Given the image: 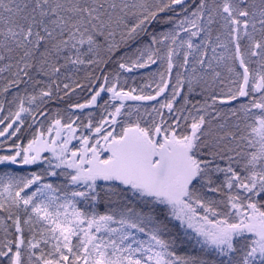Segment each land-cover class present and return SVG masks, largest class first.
<instances>
[{
	"label": "snow or ice",
	"instance_id": "obj_1",
	"mask_svg": "<svg viewBox=\"0 0 264 264\" xmlns=\"http://www.w3.org/2000/svg\"><path fill=\"white\" fill-rule=\"evenodd\" d=\"M0 264H264V0H0Z\"/></svg>",
	"mask_w": 264,
	"mask_h": 264
},
{
	"label": "trees",
	"instance_id": "obj_2",
	"mask_svg": "<svg viewBox=\"0 0 264 264\" xmlns=\"http://www.w3.org/2000/svg\"><path fill=\"white\" fill-rule=\"evenodd\" d=\"M137 83H138V84L140 83L139 77H137Z\"/></svg>",
	"mask_w": 264,
	"mask_h": 264
}]
</instances>
